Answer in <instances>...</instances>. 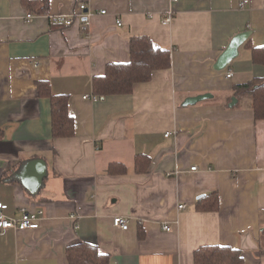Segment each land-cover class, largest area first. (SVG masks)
Returning <instances> with one entry per match:
<instances>
[{"label":"crops","instance_id":"obj_1","mask_svg":"<svg viewBox=\"0 0 264 264\" xmlns=\"http://www.w3.org/2000/svg\"><path fill=\"white\" fill-rule=\"evenodd\" d=\"M243 1L49 0L39 13L24 0H0V199L11 216L44 211L38 229L0 230V264H69L67 247L79 241L110 264H194L202 245L264 264V119L248 96H233L236 85L264 78L252 49L264 46V0ZM70 15L71 25L54 20ZM239 34L247 36L238 55L218 69ZM136 35L170 50L171 66L129 94L95 95L93 78L129 62ZM41 80L69 96L74 136H53ZM138 155L149 156L145 171L135 170ZM36 159L46 175L32 187L24 178ZM112 164L127 171L110 172ZM213 191L220 208L197 210ZM115 216L129 227H116Z\"/></svg>","mask_w":264,"mask_h":264},{"label":"trees","instance_id":"obj_2","mask_svg":"<svg viewBox=\"0 0 264 264\" xmlns=\"http://www.w3.org/2000/svg\"><path fill=\"white\" fill-rule=\"evenodd\" d=\"M32 10L43 13L49 6V0H24ZM130 56L127 63H110L104 75L93 78V91L99 97L116 94H129L138 82L151 79L155 70L167 69L171 66V51L157 47L153 40L146 35L132 36L130 39ZM253 59L264 64V46H253ZM41 96L51 100L53 136L72 137L75 135V119L69 111V96L54 94L48 81H38ZM233 96H248L251 109L257 120L264 119V78H254L248 83L236 85ZM149 156L138 155L135 170L145 171ZM127 171L125 165L112 164L110 172ZM118 169V171L120 170ZM220 208V197L216 191L201 195L196 202L199 211H217ZM260 250L264 253V229L261 231ZM69 264H110L109 254L99 251L97 245L79 241L67 247ZM194 264H245L241 250L227 245H202L194 252Z\"/></svg>","mask_w":264,"mask_h":264},{"label":"built area","instance_id":"obj_3","mask_svg":"<svg viewBox=\"0 0 264 264\" xmlns=\"http://www.w3.org/2000/svg\"><path fill=\"white\" fill-rule=\"evenodd\" d=\"M177 1V0H176ZM247 1H243L241 4H246ZM86 8L85 4H80L81 12L83 13ZM104 12V11H103ZM84 14H82L83 16ZM34 13L30 12L27 13L26 18L27 20H31L34 17ZM75 16L70 15L66 17H61L54 19L55 21L62 22L65 25H71L75 21ZM83 28H86L88 25L87 18H83ZM174 19V15L172 11L167 12L164 15V22L165 23H171ZM119 24H121V21H118ZM233 72L228 71L226 76L232 77ZM85 98H88L86 96ZM93 99H97L96 96L93 97ZM170 133H167L169 135ZM195 169V167H193ZM180 209H184L185 205L180 204ZM8 205L3 203L0 199V230H8V229H16V230H23V229H38L41 226L42 218L44 215V211L42 209L30 211V210H23L20 216H11L7 214ZM113 224L116 227H120L123 229H127L129 227V220L126 217L123 216H115L113 218ZM166 230H170L171 227L169 225H165Z\"/></svg>","mask_w":264,"mask_h":264},{"label":"water","instance_id":"obj_4","mask_svg":"<svg viewBox=\"0 0 264 264\" xmlns=\"http://www.w3.org/2000/svg\"><path fill=\"white\" fill-rule=\"evenodd\" d=\"M246 36V34H239L231 40L230 44L218 59V69L225 68L238 55L239 47L245 41ZM201 98L204 97H191L187 99L186 103H195ZM26 169L30 173H28L29 175H26V177L24 178V183L32 185V187L38 186L40 183V179L44 178L46 175V165L42 159L31 161L26 165Z\"/></svg>","mask_w":264,"mask_h":264}]
</instances>
